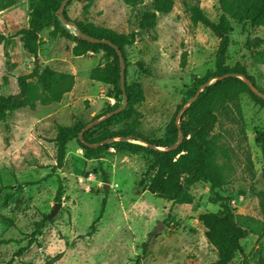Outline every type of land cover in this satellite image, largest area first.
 <instances>
[{"label":"rangeland","instance_id":"1","mask_svg":"<svg viewBox=\"0 0 264 264\" xmlns=\"http://www.w3.org/2000/svg\"><path fill=\"white\" fill-rule=\"evenodd\" d=\"M31 1L0 0L11 3L0 11V95H22L19 79L35 68L71 75L73 86L60 102L25 104L0 123V264H45L58 255L53 264L216 261L217 251L207 242L199 221L200 214L222 212L221 201L209 184L195 183L189 190V203L173 204L147 190L149 179L156 174L147 154L111 147L101 158L88 159L76 139L67 144L64 165L57 169L55 137L58 126L98 121L90 129L104 144L126 139L149 146L142 139L111 136L129 131L146 139H163L194 80L216 70L220 39L194 23L190 7L198 5L215 20L219 0H174L173 11L160 16L157 27L146 32L139 31V22L153 0L135 7L124 0L67 2L64 7L71 22H91L117 34L139 32L136 41L125 46V83H139L144 101L130 119L97 129L109 109L124 101L122 96H113L110 86L90 77L93 68L106 64L104 52L74 56V43L52 37L53 28H47L41 33L38 55H30L19 32L29 26ZM65 26L77 33L74 27ZM257 38L262 45L250 46ZM227 55L228 66L243 65L264 90V27L233 24ZM219 117L215 134L224 153L219 154L218 163L228 182L217 193L229 198L237 223L249 231L241 241L248 264H264V220L259 200L251 193V187L264 191V157L256 141L257 132L264 128V110L244 95ZM60 184L62 206L51 216L60 203L56 201ZM103 198L104 215L90 233ZM42 220L46 224L41 234L29 244L35 225ZM239 261L237 257L235 262Z\"/></svg>","mask_w":264,"mask_h":264},{"label":"trees","instance_id":"2","mask_svg":"<svg viewBox=\"0 0 264 264\" xmlns=\"http://www.w3.org/2000/svg\"><path fill=\"white\" fill-rule=\"evenodd\" d=\"M63 0H32L30 3L29 26L20 30L19 35L23 48L32 56H37L41 46V33L47 28H53L52 37H62L74 43L72 53L80 57L89 52L103 51L106 56V64L91 70L92 80L101 82L111 87L113 96L118 99L123 97L120 82L121 63L115 49L106 43H94L82 39L77 33L69 31L60 20L58 10ZM92 3L95 0H85ZM135 7L143 4L144 0H124ZM11 5L10 2L0 3V11ZM175 6L174 0H153L152 6L146 9L139 22V31L146 32L157 27L160 16L170 14ZM192 20L201 24L213 32L219 39V47L216 54L214 72H208L204 77L194 80L192 86L185 94L182 103L178 106L175 117L163 137L152 140L142 137L135 131L113 133L111 136L129 138L134 141L142 139L149 146H143L125 140L114 141L111 145L104 144L103 138H96L94 131L88 129L83 135V142L79 140L81 131L86 124L73 127H57L55 142L57 146V165L60 169L64 165L67 144L76 139L84 156L88 159H99L109 148L115 151L131 154L145 153L150 157L149 167L156 169V174L149 179L147 190L160 198L167 199L173 204L189 203V190L197 182H205L210 185L211 192L221 201V214L206 212L199 215V221L205 228L207 242L217 251V259L209 264H248V256L241 243L249 231L240 226L235 213L230 206L229 198L221 196L217 190L228 182V175L222 165L218 163V156L224 150L219 145V137L215 129L219 123L221 111L226 112V107L238 105L241 97L246 95L261 109L264 110V97L255 93L251 87L239 76H244L251 85L262 95L264 90L258 87L255 77L250 75L243 65L233 67L227 65L228 48L233 24L242 27H264V0H219V16L217 19L209 18L198 5L190 7ZM63 14L67 21L65 7ZM78 29L91 38L106 39L118 46L123 57L125 46L136 41L139 34H117L116 32L98 27L91 22H74ZM250 46L260 47L261 39H254ZM262 58V55L260 54ZM125 64H127L124 57ZM142 68L141 63H138ZM229 75V76H226ZM221 78L203 87L212 78ZM35 79V81H33ZM22 95L4 97L0 95V123L7 120L9 115L17 108L34 102L50 104L60 102L63 96L73 86V77L65 73L56 72L46 68L40 72L35 68L31 74L19 79ZM126 84V83H125ZM128 104L121 112L108 117L104 122L94 128H108L115 126L131 118L139 104L144 101L145 95L139 83L126 84ZM188 103L189 106L185 107ZM117 103L105 114L118 109ZM181 113V114H180ZM180 114V115H179ZM179 115V121L176 117ZM179 129L183 134L182 143L174 149H169L179 140ZM257 144L264 157V128L257 132ZM85 143L96 146H87ZM102 143V144H100ZM165 148L168 150H159ZM107 181V178H105ZM63 187L60 184L56 194V201L61 203ZM251 193L258 198L260 211L264 220V191H256L251 187ZM106 206V199H102L100 212L91 225L90 233L95 231L97 223L102 219ZM46 221L42 220L35 225L31 233L29 244L33 243L41 234ZM60 256H56L45 264H53ZM239 257L240 261L235 262ZM140 262L137 261L136 264Z\"/></svg>","mask_w":264,"mask_h":264},{"label":"water","instance_id":"3","mask_svg":"<svg viewBox=\"0 0 264 264\" xmlns=\"http://www.w3.org/2000/svg\"><path fill=\"white\" fill-rule=\"evenodd\" d=\"M68 1H69V0H63L62 3H61V5H60V8H59V10H58V14H59V18H60V20H61L65 25H68V26H72V27H74V28L77 30V34H78L82 39H85V40H87V41L94 42V43H106V44L112 46V47L115 49V51L117 52V54H118V56H119V58H120V63H121L120 82H121V88H122V91H123V99H124V101H123V104H122L118 109H116V110H114V111L108 113L104 118L101 119V120H103V119H105V118H108V117H110V116H112V115H115V114L121 112L123 109H125V107H126L127 104H128V98H127V94H126V84H125V61H124L123 53H122V51L118 48V46H116L115 44H113L111 41L106 40V39L91 38V37L85 35L84 33H82V32L78 29V26H77L76 23L71 22V21H67L66 18H65V16H64V14H63V8H64V6L67 4ZM226 76H229V75H226ZM239 77H240L242 80H244V81H245V82L251 87V89H252L255 93H257V94L261 95L262 97H264V95H262L261 93H259V92H258V91H257L252 85H251V83H250V82H249L244 76H239ZM218 79H221V78H219V77H217V78H212V79H211L209 82H207L203 87L207 86L208 84H211V83L215 82V81L218 80ZM189 104H190V103H188L185 107L189 106ZM180 114H181V113H180ZM180 114H179V115H180ZM179 115H178V118H179ZM97 122H98V121H94V122L88 124V125H87V126L81 131V133H80V135H79V140H80V141L83 142V135H84L85 131H87L88 129H90V128H91L92 126H94ZM178 135H179V140H178V142H177L175 145H173L171 148H169V149L177 148V147L182 143V141H183V134H182V132H181L180 129H179ZM100 144H102V143H100ZM85 145H87V146H96V145H90V144H88V143H85ZM108 186H109V185H107V187H108ZM60 206H62V203H58V204H56V206H55V208H54V210H53L51 216H53V215L57 212V210H58V208H59ZM161 226H162V224H161Z\"/></svg>","mask_w":264,"mask_h":264}]
</instances>
